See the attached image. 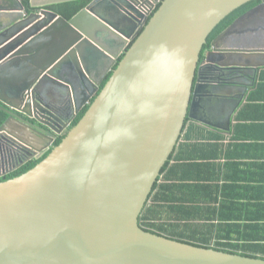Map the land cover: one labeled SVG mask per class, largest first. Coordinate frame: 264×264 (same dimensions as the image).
<instances>
[{"label": "water", "instance_id": "1", "mask_svg": "<svg viewBox=\"0 0 264 264\" xmlns=\"http://www.w3.org/2000/svg\"><path fill=\"white\" fill-rule=\"evenodd\" d=\"M251 1L163 0L147 24L138 8L149 0H93L71 20L47 9L26 16L20 1V10L0 11V101L9 116L0 137L19 142L32 159L51 151L0 182V264H264L139 225L187 120L208 124L213 105L232 98L228 129L264 68V50L238 45V27L264 0L201 61L210 33ZM45 5L31 0V8ZM86 82L80 106L89 103L88 111L52 147L60 131L46 122L57 94L51 85L66 87L64 99L79 113L76 92Z\"/></svg>", "mask_w": 264, "mask_h": 264}, {"label": "crops", "instance_id": "2", "mask_svg": "<svg viewBox=\"0 0 264 264\" xmlns=\"http://www.w3.org/2000/svg\"><path fill=\"white\" fill-rule=\"evenodd\" d=\"M52 87L57 90V86ZM221 100V105L214 103V112H207L208 124L190 119L173 153L169 175L175 183L200 185L203 181L207 187L219 186L222 202L248 206L247 210L226 214L232 215V219L261 221L239 225H243L248 235L251 231L264 235V68L258 71L254 85L247 89L228 129L224 122L235 100L224 97Z\"/></svg>", "mask_w": 264, "mask_h": 264}, {"label": "trees", "instance_id": "3", "mask_svg": "<svg viewBox=\"0 0 264 264\" xmlns=\"http://www.w3.org/2000/svg\"><path fill=\"white\" fill-rule=\"evenodd\" d=\"M91 1L92 0H73L49 6L48 9L58 13L67 20H71ZM260 1L261 0L251 1L235 10L210 33L201 53V61L204 60V56L210 49L211 43L232 25L238 17L256 6ZM20 2L27 11H32L31 0H20ZM159 6L160 3L153 11L150 18L159 9ZM116 67L117 65L114 69ZM111 75L112 72H110L104 80L101 89L107 83ZM2 107L3 103L0 101V127L8 117L2 110ZM89 107L90 105H87L81 111L73 126L78 124ZM189 121L190 119L187 120L184 130ZM62 140L63 138L57 140L54 147L58 146ZM50 152L51 151L39 160L31 161L13 174L0 179V182L25 174L43 161ZM173 158L174 156L172 155L155 184L146 207L140 216V227L147 232L193 246L214 249L216 251L244 257L264 259V235L252 234V231L248 235L244 233L243 225H239V223L256 224L261 221L254 220V218H249L250 220L246 221L235 218L232 219L230 217L232 215L229 216L226 214L229 211L234 212L239 209L247 210L248 206L239 207L235 203L222 202L223 194L219 186L207 187L203 181L200 185L199 183L192 184L187 182L175 183L173 181V176L169 175V168Z\"/></svg>", "mask_w": 264, "mask_h": 264}, {"label": "flooded vegetation", "instance_id": "4", "mask_svg": "<svg viewBox=\"0 0 264 264\" xmlns=\"http://www.w3.org/2000/svg\"><path fill=\"white\" fill-rule=\"evenodd\" d=\"M19 1L20 0H0V11L7 10V9L20 10L21 5ZM62 1H68V0H62ZM54 2H56V0H41L40 4H46V5L41 8L40 7L32 8V11L31 12L28 11V14H26V16H28L32 12H40L43 9L50 10L48 9L49 6L61 4V3H54ZM158 4L155 5L151 14L156 9ZM261 4H262V0L260 1V3L252 7L250 10L245 12L243 15L238 17L236 20L243 17L248 12L260 6ZM151 14L147 16V19H145L146 23L148 19L150 18ZM3 28H4V24H1L0 33L4 31ZM238 32H240L241 34V38L238 41L239 48H256V49L264 50V9L257 10L253 14L249 15L244 20V22L238 27ZM135 38H133L130 41V44L134 41ZM88 83L86 82V84L88 85L87 88H81V84H80L76 92L77 93L76 99H77L78 107H80L79 113H76V103L74 102V100L64 99L65 94L67 95L69 94V90L67 91V88L64 86L54 85V86H57V90H56L57 94L55 98L53 96L52 99L48 100V104L52 109V112H51L52 115H50L51 118H46L47 119L46 122L49 124L52 130L60 131V134L59 135L55 134L56 138L53 140L52 147L55 145V142L57 140H59L60 138H64L67 135L69 130L73 127V124L77 116L81 113V111L87 105H89L88 103L84 107L80 106V103L82 101H85L88 89H91ZM100 90H101V86H100ZM60 95H61V98H60ZM91 101L92 100H90V102ZM17 114L25 118L26 120L35 122L33 119L28 118L22 113L17 112ZM8 118L9 116L7 117V119ZM66 124H68L67 128H65ZM47 153H48V150L45 151L43 154L38 153V156L32 155V157L35 156L32 159L29 150L23 147L19 142L12 140V139L0 137V179H3L13 174L14 172L18 171L19 169H21L22 167H24L26 164H28L31 161L39 160Z\"/></svg>", "mask_w": 264, "mask_h": 264}, {"label": "bare ground", "instance_id": "5", "mask_svg": "<svg viewBox=\"0 0 264 264\" xmlns=\"http://www.w3.org/2000/svg\"><path fill=\"white\" fill-rule=\"evenodd\" d=\"M56 1H57V0H56ZM68 1H73V0H68ZM68 1H64V2H68ZM92 1H93V0H92ZM92 1H91V2H92ZM162 1H163V0H149L148 4H146V3H145L144 5L140 4V7L138 8V9H139L138 12H139V14H140V15H138V19H139L143 24H144V23L147 24V23L145 22V19H147V16H148V15L150 14V12L154 9V7H155L156 4L160 3V6H161ZM64 2H60V3H64ZM91 2H90V3H91ZM90 3H89V4H90ZM89 4H88V5H89ZM88 5H87V6H88ZM87 6H86V7H87ZM160 6H159V8H160ZM86 7H85V8H86ZM82 10H83V9H82ZM156 12H157V11H156ZM156 12H155V13H156ZM55 13H56V12H55ZM155 13H154V14H155ZM57 14H58V13H57ZM154 14H153V15H154ZM58 15H59V14H58ZM153 15H152V16H153ZM59 16H60V15H59ZM151 18H152V17H151ZM151 18H150V19H151ZM121 59H122V58H121ZM115 69H116V68H115Z\"/></svg>", "mask_w": 264, "mask_h": 264}, {"label": "rangeland", "instance_id": "6", "mask_svg": "<svg viewBox=\"0 0 264 264\" xmlns=\"http://www.w3.org/2000/svg\"><path fill=\"white\" fill-rule=\"evenodd\" d=\"M152 12V11H151ZM151 12H150V14H151ZM151 16V15H150Z\"/></svg>", "mask_w": 264, "mask_h": 264}]
</instances>
